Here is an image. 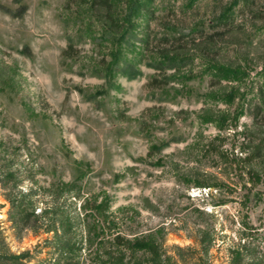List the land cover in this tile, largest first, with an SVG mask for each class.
Wrapping results in <instances>:
<instances>
[{
    "label": "rangeland",
    "instance_id": "obj_1",
    "mask_svg": "<svg viewBox=\"0 0 264 264\" xmlns=\"http://www.w3.org/2000/svg\"><path fill=\"white\" fill-rule=\"evenodd\" d=\"M148 5L152 35L216 53L145 57L141 17L121 38L68 0H0V175L20 184L0 186V224L29 264H99L119 235L153 236L179 264H264V159L245 152L263 144L264 0ZM10 194L57 211L82 253L59 262L51 235H18Z\"/></svg>",
    "mask_w": 264,
    "mask_h": 264
},
{
    "label": "trees",
    "instance_id": "obj_2",
    "mask_svg": "<svg viewBox=\"0 0 264 264\" xmlns=\"http://www.w3.org/2000/svg\"><path fill=\"white\" fill-rule=\"evenodd\" d=\"M189 1L194 3L197 0ZM148 2H150V0H134L127 13H124L122 10V12H119V1L117 0H68V5L70 7L76 6L81 10H84L91 20L97 21L106 29V31L121 38L127 36L131 31L137 30V27L133 25V19L141 17L142 19L147 20V23L142 28V39L140 41L143 47V55L145 57L151 53L169 60L178 58L184 59L193 53V48H196L198 54L202 55L205 59H209V57L212 56V53H216V43L213 40H204L198 43V45L189 46L184 35H152L150 29L151 23L155 19V12L152 11ZM223 18V20H228L225 15ZM90 22L93 23V21ZM155 46L159 47V49L156 47V51L154 50ZM214 67L218 71H223L225 73L224 78H229L232 74H237V69L230 65H214ZM134 71L135 69H132L130 65L124 74L130 79H134L137 77V75L133 73ZM261 134L263 144L253 150L247 149L245 152L263 160L264 129H262ZM3 153H5L4 159L5 156L10 154L8 149H4ZM0 159H2L1 155ZM12 176H14V174L5 175L2 173V175H0L1 189L9 192L12 188V182H15L14 188L20 186L18 180H11L13 178ZM5 178L6 180H4ZM5 198L11 206L8 214L10 220L13 221L15 225L18 235L20 232L27 230H31L36 235H51L52 237L45 239V246L50 247L51 251L57 254L59 262L61 259L67 260L65 257L82 253L81 249L83 245L79 241H76L75 239L73 240L70 237L71 232L66 227L65 220L61 218V215L57 211H41V215H37L36 208L32 207L31 213H28V210L25 208L26 202L24 197L10 194L5 195ZM59 220H61V223H59ZM88 231L90 232V230ZM152 237L153 236H143L141 239L130 241L119 235L115 239L118 245L115 246L116 249L113 248L114 252L112 251L110 253L111 257L107 259V261H100L99 264H140L134 262V258L126 261L127 257L125 256V253L127 251H131L133 254L132 256L141 254L144 258L141 264H179L180 260H184L183 257L180 256V260L176 261L175 258L168 255L166 250L163 249V246ZM204 240L206 243L203 245H205V249H208L211 241L209 237ZM87 242L89 241L87 240ZM176 251L181 252L183 250L177 247ZM206 252H208V250ZM30 256V252L21 254L11 253L0 224V264H29Z\"/></svg>",
    "mask_w": 264,
    "mask_h": 264
}]
</instances>
